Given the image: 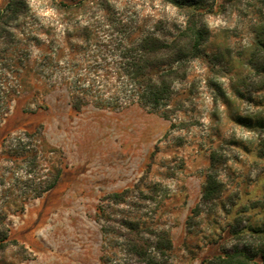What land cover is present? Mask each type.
<instances>
[{"label":"rangeland","instance_id":"rangeland-1","mask_svg":"<svg viewBox=\"0 0 264 264\" xmlns=\"http://www.w3.org/2000/svg\"><path fill=\"white\" fill-rule=\"evenodd\" d=\"M178 1L0 0L1 26L31 59L48 46L67 52L86 27L110 40L120 23L207 25L202 54L176 84L182 110L169 119L137 104L78 111L45 78L14 98L0 123V264H148L129 243V220L140 222L157 264H214L226 254L262 263L264 0ZM33 132L44 140L36 175L4 147ZM59 161L58 184L28 197L23 182H44ZM210 173L220 191L208 201ZM162 232L172 240L165 255L155 248Z\"/></svg>","mask_w":264,"mask_h":264},{"label":"trees","instance_id":"trees-1","mask_svg":"<svg viewBox=\"0 0 264 264\" xmlns=\"http://www.w3.org/2000/svg\"><path fill=\"white\" fill-rule=\"evenodd\" d=\"M6 10L18 15L11 5ZM2 16L0 13V38L3 37L0 43L5 45L0 47V123L8 115L14 98L30 87L32 79L42 78L47 80L50 88L65 87L71 105L78 111L89 105L120 110L137 104L169 119L182 110L181 102L176 100V84L187 79L190 63L202 54L207 36L204 21H189L186 26H174L168 31L149 30L136 23H120L114 26L118 35L110 40L94 37L93 30L86 27L83 42L71 44L67 52L59 45L48 46V51L31 59L30 53L21 46V39L1 26ZM169 37L174 39L170 41ZM42 137L39 132L25 133L10 145L4 144L11 157L7 160L28 162L30 168L27 172L36 175L44 142ZM62 171L60 161L50 165L44 182H23L24 193L30 198L40 197L58 184ZM0 181L4 184L3 179ZM219 186L217 176L208 174L203 198L208 201L216 199ZM124 194L115 193L108 197L122 201ZM140 232V222L129 220L127 235L134 253L148 264H157L148 251L150 245L140 237ZM158 237L155 248L165 255L172 247V240L167 232ZM0 243L5 244L3 239ZM261 257V264H264V252ZM234 258L227 254L217 256L214 264H248L243 259Z\"/></svg>","mask_w":264,"mask_h":264}]
</instances>
